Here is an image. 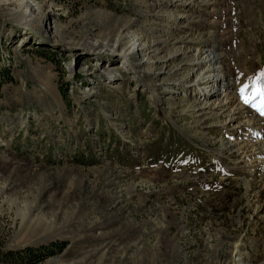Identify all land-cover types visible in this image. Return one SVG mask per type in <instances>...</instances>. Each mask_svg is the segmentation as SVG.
I'll use <instances>...</instances> for the list:
<instances>
[{"label": "rangeland", "instance_id": "374dc122", "mask_svg": "<svg viewBox=\"0 0 264 264\" xmlns=\"http://www.w3.org/2000/svg\"><path fill=\"white\" fill-rule=\"evenodd\" d=\"M5 1L0 264H264V0Z\"/></svg>", "mask_w": 264, "mask_h": 264}, {"label": "bare ground", "instance_id": "6f19581e", "mask_svg": "<svg viewBox=\"0 0 264 264\" xmlns=\"http://www.w3.org/2000/svg\"><path fill=\"white\" fill-rule=\"evenodd\" d=\"M5 4H7V5L11 4L12 6H16V8H22V6H27L24 9L25 11L32 10V8L34 9L36 7L29 0H28V2L25 0H11V1H5ZM10 9H13V8L10 7ZM116 42H117V40H116ZM134 50H140L144 54V56L142 55L143 57L141 56L142 57L141 61H143V60L150 61L151 56L148 54L149 49H147L146 46H144L143 42L138 37H134L131 40L130 46L127 49L124 48L123 53L124 54H129V53L131 54ZM150 51H152V50H150ZM142 53H140V54H142ZM152 57H153V55H152ZM194 68H196V71ZM192 71H195V72H193V74H195L197 76V77L195 76L196 80H198V81L202 80L203 82L206 81V84L204 83L205 85L202 88V90H204V91H207L210 89V90L215 92L214 95H218V93H220V92L226 94V93H228L226 91L232 90L231 87H232L233 83L230 79H228L226 77L225 65H224L223 61L221 60V54L217 53L214 49H208L207 48V49L201 50L199 52L198 56H196L193 59ZM244 113L246 115L245 123H247L248 125L253 126L254 124H257L259 122L256 118H254L252 115H250L251 114L250 111H244ZM258 152L264 153V149L260 148V150ZM255 154H257V153H255Z\"/></svg>", "mask_w": 264, "mask_h": 264}, {"label": "trees", "instance_id": "16d2710c", "mask_svg": "<svg viewBox=\"0 0 264 264\" xmlns=\"http://www.w3.org/2000/svg\"><path fill=\"white\" fill-rule=\"evenodd\" d=\"M57 246H58L57 243H50V244L41 245L38 247H30L29 246V247H26L23 251L25 254V258L35 262V261L42 260V259L52 255L55 252L54 248ZM8 254L11 255V253H8ZM20 254H21V252L19 254L15 253L17 261H22L24 259V256H21Z\"/></svg>", "mask_w": 264, "mask_h": 264}, {"label": "snow or ice", "instance_id": "6c2138e0", "mask_svg": "<svg viewBox=\"0 0 264 264\" xmlns=\"http://www.w3.org/2000/svg\"><path fill=\"white\" fill-rule=\"evenodd\" d=\"M261 78L264 79V73L261 74ZM248 87H249L248 85H245L244 87H242L240 89L241 93L242 94L245 93L247 91ZM258 93L261 94V95H264V90H259L258 89ZM248 102H249L248 99L245 98V103H248ZM261 113L264 114V108L261 109Z\"/></svg>", "mask_w": 264, "mask_h": 264}]
</instances>
